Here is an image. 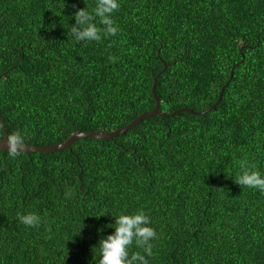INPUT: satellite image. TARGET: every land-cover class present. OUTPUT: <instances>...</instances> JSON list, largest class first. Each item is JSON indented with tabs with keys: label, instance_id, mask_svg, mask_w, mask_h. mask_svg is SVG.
<instances>
[{
	"label": "trees",
	"instance_id": "trees-1",
	"mask_svg": "<svg viewBox=\"0 0 264 264\" xmlns=\"http://www.w3.org/2000/svg\"><path fill=\"white\" fill-rule=\"evenodd\" d=\"M64 2L0 0V116L25 145L123 127L154 108L164 63L165 113L206 109L233 76L203 114L0 149V264H98L112 216L139 210L157 232L148 264H264V192L235 182L242 161L264 174V0H120L118 32L92 42L70 25L96 0ZM28 212L41 225L20 224Z\"/></svg>",
	"mask_w": 264,
	"mask_h": 264
},
{
	"label": "clouds",
	"instance_id": "clouds-1",
	"mask_svg": "<svg viewBox=\"0 0 264 264\" xmlns=\"http://www.w3.org/2000/svg\"><path fill=\"white\" fill-rule=\"evenodd\" d=\"M64 7L63 0V9ZM119 7L120 0H96V5L91 11L86 7L77 9L71 16L75 23L70 25L74 41L92 42L100 41L102 36H115L119 26L112 14ZM2 143L10 157H16L25 147L24 136L19 132L6 135ZM235 182L240 186L264 192V174L254 170L246 161L241 162L240 172L236 175ZM65 195L71 196V190ZM112 218L114 223H110L106 227L112 228L114 231L99 239L98 264H148L147 257L152 255V241L157 238V232L151 226L149 216L143 210H139L130 214L121 212ZM17 219L20 224L27 227H38L43 222L42 217L35 212L17 213ZM102 230L101 228L97 231L101 232ZM133 243L142 248L144 254L134 252L129 255V249Z\"/></svg>",
	"mask_w": 264,
	"mask_h": 264
},
{
	"label": "water",
	"instance_id": "water-1",
	"mask_svg": "<svg viewBox=\"0 0 264 264\" xmlns=\"http://www.w3.org/2000/svg\"><path fill=\"white\" fill-rule=\"evenodd\" d=\"M243 56L242 59L239 62L243 61ZM239 62H237L235 65H237ZM168 66V63H164L163 64V68L154 76L153 78V84L151 87V92L153 95V98L155 100V106L153 109L149 110V111H145L144 113L140 114L139 116H137L135 119H133L132 121H130L129 123H127L126 125H124L123 127H120L118 129L109 131V132H103V131H78L73 133L72 135H70L69 137H67L65 140L57 142V143H53V144H46V145H25L23 151H38V152H46V151H56L59 149H63V148H69L76 140L80 139V138H84V137H90V138H99V139H110L113 138L119 134H122L124 132H126L127 130H129L130 128L136 126L137 124H139L143 119L151 117L153 115H159L162 117H169V116H173L178 112H182V111H187L190 112L192 114H203L206 113L208 111H210L211 109H213L221 100L224 89L226 88V86L229 84L232 76H233V70L234 67H232L231 71H230V75L229 78L226 80V82L224 83V85L221 87L219 95H218V99L209 107H207L204 110L198 111V110H193L189 107H182V108H178L170 113H165L162 112L160 110V100L157 96L156 93V87H157V81L159 76L166 70ZM0 124L2 127V137L0 138V149L1 150H6L3 147V141L5 139V136L8 135L6 128L4 126L3 120L0 116Z\"/></svg>",
	"mask_w": 264,
	"mask_h": 264
}]
</instances>
